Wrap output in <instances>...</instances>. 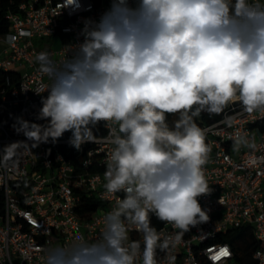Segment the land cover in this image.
I'll list each match as a JSON object with an SVG mask.
<instances>
[{
    "label": "clouds",
    "instance_id": "1",
    "mask_svg": "<svg viewBox=\"0 0 264 264\" xmlns=\"http://www.w3.org/2000/svg\"><path fill=\"white\" fill-rule=\"evenodd\" d=\"M63 8L78 10L80 0ZM80 35L59 62L36 55L51 80L36 117L43 123L17 117L13 128L30 150L70 132L79 151L99 122L112 125L103 188L123 196L97 239L45 248L44 264H159L158 250L174 264L184 235L210 221L199 198L213 191L205 174L212 147L196 119L237 100L264 115V0H109ZM177 114L170 126L167 116ZM223 122L232 127L233 117ZM231 139L234 151L252 146L239 129ZM153 215L175 233L158 231Z\"/></svg>",
    "mask_w": 264,
    "mask_h": 264
},
{
    "label": "built area",
    "instance_id": "2",
    "mask_svg": "<svg viewBox=\"0 0 264 264\" xmlns=\"http://www.w3.org/2000/svg\"><path fill=\"white\" fill-rule=\"evenodd\" d=\"M80 3L73 11L63 8V0H22L4 14L8 24L0 33V70L9 75L0 90V264H44L45 248L69 244L80 235L97 239L105 214L123 196L103 188L112 125L99 122L104 133L79 151L65 136L30 150L13 128L17 117L43 123L36 117L51 80L39 71L36 55L47 51L57 62L70 56L83 40L84 20H98L109 8V0ZM225 116L233 117L232 127L223 122ZM200 127L212 147L205 174L213 191L199 198L210 209V221L184 235L170 253L174 264H264V115L243 111L237 100ZM237 129L247 133L251 147L233 150ZM151 224L163 235L176 231L154 215ZM235 229H245L248 238L221 240ZM130 238L142 239L134 228ZM225 246L228 256L222 255ZM168 257L158 250L159 264H169Z\"/></svg>",
    "mask_w": 264,
    "mask_h": 264
},
{
    "label": "trees",
    "instance_id": "3",
    "mask_svg": "<svg viewBox=\"0 0 264 264\" xmlns=\"http://www.w3.org/2000/svg\"><path fill=\"white\" fill-rule=\"evenodd\" d=\"M20 1H22V0H0V33L5 32L6 29H7L8 21L5 19L4 14L6 13V11L8 9L15 10L16 9V5ZM7 75H9L8 72L0 70V90L5 85L4 81H5V78H6ZM14 83H16V77L14 78ZM2 115H3V113L0 110V118L2 117ZM221 115L222 114L209 116L207 113H202L201 116L196 119V123L199 126H201L203 124H209V123L217 120L218 118H220ZM177 119H178V114L177 115H168L167 116V122H168V124L170 126ZM103 133H104V129L100 125L97 124L93 128V135L103 134ZM64 136L69 138L71 136V133L70 132H66L64 134ZM93 206L94 205H91L89 207V209L90 208L92 209ZM248 236L249 235L245 232V229H235L233 231H229V233H227L223 237H221V240L228 241V242L232 243L234 241V239L237 238V237H241L242 239H244V238H248Z\"/></svg>",
    "mask_w": 264,
    "mask_h": 264
},
{
    "label": "rangeland",
    "instance_id": "4",
    "mask_svg": "<svg viewBox=\"0 0 264 264\" xmlns=\"http://www.w3.org/2000/svg\"><path fill=\"white\" fill-rule=\"evenodd\" d=\"M34 41L37 42V39L34 38ZM41 43H49V40H46V39H43V40H40Z\"/></svg>",
    "mask_w": 264,
    "mask_h": 264
},
{
    "label": "snow or ice",
    "instance_id": "5",
    "mask_svg": "<svg viewBox=\"0 0 264 264\" xmlns=\"http://www.w3.org/2000/svg\"><path fill=\"white\" fill-rule=\"evenodd\" d=\"M223 254H226V253H222V255H223Z\"/></svg>",
    "mask_w": 264,
    "mask_h": 264
}]
</instances>
